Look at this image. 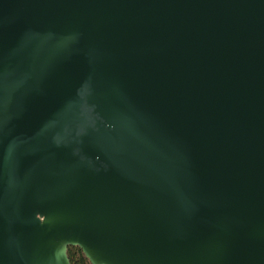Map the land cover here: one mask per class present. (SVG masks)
<instances>
[{
	"label": "water",
	"instance_id": "water-1",
	"mask_svg": "<svg viewBox=\"0 0 264 264\" xmlns=\"http://www.w3.org/2000/svg\"><path fill=\"white\" fill-rule=\"evenodd\" d=\"M264 264V0H0V264Z\"/></svg>",
	"mask_w": 264,
	"mask_h": 264
},
{
	"label": "trees",
	"instance_id": "trees-1",
	"mask_svg": "<svg viewBox=\"0 0 264 264\" xmlns=\"http://www.w3.org/2000/svg\"><path fill=\"white\" fill-rule=\"evenodd\" d=\"M69 259L71 264H91L85 257L82 250L77 247H71L68 250Z\"/></svg>",
	"mask_w": 264,
	"mask_h": 264
}]
</instances>
